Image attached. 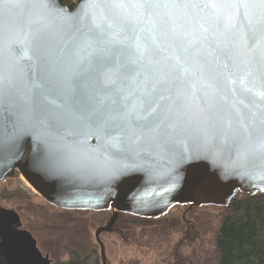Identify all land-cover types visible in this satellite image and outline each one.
<instances>
[{"label":"snow or ice","instance_id":"1","mask_svg":"<svg viewBox=\"0 0 264 264\" xmlns=\"http://www.w3.org/2000/svg\"><path fill=\"white\" fill-rule=\"evenodd\" d=\"M86 3V16L103 5L115 18L119 39L74 22L54 45L41 16L21 42L0 18V99L57 130L87 123L117 154L141 140L166 146L195 124L264 155V0Z\"/></svg>","mask_w":264,"mask_h":264},{"label":"water","instance_id":"2","mask_svg":"<svg viewBox=\"0 0 264 264\" xmlns=\"http://www.w3.org/2000/svg\"><path fill=\"white\" fill-rule=\"evenodd\" d=\"M9 5L5 10V5ZM86 0H49L44 9L36 0L0 2L6 35L23 41L31 35V22L47 20L46 33L54 45L69 37L66 24L107 29L119 39L118 26L103 5L90 10ZM8 55L0 49V68ZM16 170L28 187L50 205L67 210H111L106 225L94 236L101 264H106L103 232L113 228L119 213L158 217L173 205L227 206L236 193L264 195V155L250 154L243 144L211 131L192 129L174 136L166 145L141 140L123 153L109 147L104 133L87 123L75 131L54 129L33 119L22 104L0 99V182ZM12 208H0V264H51L42 256Z\"/></svg>","mask_w":264,"mask_h":264},{"label":"flooded vegetation","instance_id":"3","mask_svg":"<svg viewBox=\"0 0 264 264\" xmlns=\"http://www.w3.org/2000/svg\"><path fill=\"white\" fill-rule=\"evenodd\" d=\"M15 172L17 171L13 170L2 182H0V185H2L5 183V181H7L5 183V189L2 190V188H0V208L14 209L20 219V222H21V216L20 213H18L17 209L21 213L23 212V221L21 222L20 228L23 229V231H27L31 235L32 239L35 242V247L40 251L42 256L44 255L49 256V259L51 260V264H57L59 262L66 261L71 256H79L80 254L77 250L71 248H67V249L64 248L63 250L65 252V256L67 255L68 259L56 260L52 257L54 256V253L58 251L55 248V246L60 242V234L62 232L64 233L63 230H65L66 224L76 225L78 221L83 220L84 217H86V215L83 212L86 213L100 212L102 214L108 213V216L105 215L104 218H102L99 221L98 226L94 229L95 232V230L98 227L102 225H106L107 221L110 218L111 210L106 209L100 211H89V210H67V209L56 208L50 205L49 203H47L46 201H44L41 197H39L28 186H26L24 182L22 185L17 179H15L13 175ZM8 185H11L10 189H7ZM14 192H16L15 194L23 193V205L16 207V206H12L11 204H9L10 205L9 206L3 203L4 193L5 195L9 193L8 195L12 196ZM186 208L187 206L185 205H174L170 207L166 213L158 217H139L127 213H119L113 225V228L119 230L122 233V237L118 233H114V232L111 233L103 232L99 235V239L104 247L106 264H111V261L109 260L108 254L105 249V241L101 240L100 238L102 234H109L115 237L118 242L119 240H122L123 243L133 244L131 238L127 237V234L133 231L132 229L134 227V223L132 218L141 220L143 222L153 221L168 216V213L172 212L174 209H175L174 211H176L179 209L186 210ZM197 208H201V207H196L195 209ZM51 213H55V215H59L61 217L66 216L65 218L67 219L63 218L62 220H58L57 218L51 216ZM66 214H68V216ZM73 216L78 220L75 221ZM178 224L180 225V228L184 226L183 235L181 233L179 234V231H174V232L172 231V234L167 233L165 236L164 234H162V238L163 239L165 238V241L162 239V243H161L162 251H166L170 249V247L173 245L172 254L169 255V253H167L166 254L167 257L165 256L166 261L165 260L164 261L166 262V264H209L210 260L206 256L202 248V231L197 229L196 219L187 217L186 214L184 219L182 218V216H180V221L178 220ZM47 225L50 226V230L48 232L46 230ZM161 229L164 232L166 231L165 226H161ZM170 229L171 228L169 227L168 231L171 232ZM193 231H195V233ZM93 238L95 243L98 245L94 233H93ZM71 240L74 241V238H72ZM151 240L153 239L151 238ZM81 241L85 242L83 238ZM129 246L134 247L136 245H129ZM94 253L95 252H89L87 254H84L83 256L80 255V257L82 258L84 257L83 258L84 260L87 259L88 262H90L92 256L93 255L95 256ZM93 263L101 264L99 245H98V257L94 258Z\"/></svg>","mask_w":264,"mask_h":264},{"label":"rangeland","instance_id":"4","mask_svg":"<svg viewBox=\"0 0 264 264\" xmlns=\"http://www.w3.org/2000/svg\"><path fill=\"white\" fill-rule=\"evenodd\" d=\"M6 182L7 181H5V183ZM23 182L26 186H28L25 181L20 178V183L22 185ZM5 183L0 185L2 190L5 189ZM10 188L11 185H8L7 189ZM8 194L9 193L5 195L4 193L3 198V203L7 205L10 204L7 198ZM11 205L14 206L13 204ZM220 208L221 207L216 206H204L197 209L193 208L186 213L187 217L196 219L197 229L202 231V248L210 260L209 264H215L217 259V252L215 250V237L222 215ZM174 210L168 213V216L153 221L143 222L141 220L132 218L134 223V227L132 229L133 231L129 232L127 237L131 238L133 244L123 243L122 240L119 239L118 242L115 237L109 234H102L100 238L101 240L105 241V249L111 264H166V254H172L173 245L170 247V249L162 251V234L165 236L167 233L172 234V231H179V234L181 233L183 235L184 231V226L180 228L178 220L180 221V216H183L185 210ZM17 211L20 213L22 222L23 212L21 213L18 209ZM83 213L86 215V217H84L83 220L78 221L76 225L66 224L65 230H63L64 233L62 232L63 234H60V242L57 245L55 244V248L58 251L54 253V256H52L54 259H68L67 255L65 256V252L63 250L64 248L75 249L82 256L89 252H95V256H92L90 262H93L94 258L98 257V245L94 241L93 233L94 229L98 226L99 221L104 218L105 215L108 216V213ZM66 215L68 216V214ZM51 216L57 218L58 220H62L63 218L67 219L65 218L66 216L61 217L59 215H55V213H51ZM73 218L75 221L78 220L74 216ZM161 226H165V232L161 229ZM169 227L171 228V232L168 231ZM46 230L47 232L50 230L49 225L46 226ZM193 232L195 233V231ZM70 238H74V241H72ZM82 238L85 240V242L81 241ZM151 238L153 240H151ZM163 240L165 241V238ZM129 245L136 246L130 247Z\"/></svg>","mask_w":264,"mask_h":264},{"label":"trees","instance_id":"5","mask_svg":"<svg viewBox=\"0 0 264 264\" xmlns=\"http://www.w3.org/2000/svg\"><path fill=\"white\" fill-rule=\"evenodd\" d=\"M71 6V0H60ZM14 178L20 182L17 172ZM8 195L10 204L23 205V193ZM221 219L215 237V264H264V195L236 193L227 206L221 207ZM84 258V257H83ZM79 256L57 264H94Z\"/></svg>","mask_w":264,"mask_h":264},{"label":"bare ground","instance_id":"6","mask_svg":"<svg viewBox=\"0 0 264 264\" xmlns=\"http://www.w3.org/2000/svg\"><path fill=\"white\" fill-rule=\"evenodd\" d=\"M12 172V171H11Z\"/></svg>","mask_w":264,"mask_h":264}]
</instances>
